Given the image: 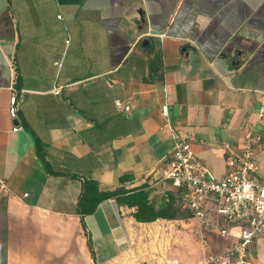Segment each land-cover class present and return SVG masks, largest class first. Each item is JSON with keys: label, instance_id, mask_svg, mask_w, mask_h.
Returning <instances> with one entry per match:
<instances>
[{"label": "crops", "instance_id": "obj_1", "mask_svg": "<svg viewBox=\"0 0 264 264\" xmlns=\"http://www.w3.org/2000/svg\"><path fill=\"white\" fill-rule=\"evenodd\" d=\"M261 109L264 0H0L8 264L93 263L76 213L86 180L103 192L143 190L168 215L139 223L135 208L101 203L85 217L97 264L148 240L162 264L184 262L168 246L185 225L179 192L163 179L170 154L190 142L220 179L226 146L240 149L253 129L264 160ZM256 164L264 181V161Z\"/></svg>", "mask_w": 264, "mask_h": 264}, {"label": "built area", "instance_id": "obj_2", "mask_svg": "<svg viewBox=\"0 0 264 264\" xmlns=\"http://www.w3.org/2000/svg\"><path fill=\"white\" fill-rule=\"evenodd\" d=\"M11 91L9 116L14 121L18 118L19 101L16 90ZM116 106L130 110L120 101ZM260 111L262 115L264 110ZM167 113V108H163V114ZM20 130V126L13 128V132ZM262 144L263 135L250 129L240 149L227 145L226 173L218 179L197 156L192 144L181 141L163 172V179L178 190L181 204L190 214L189 219L198 224L199 232L215 234L228 242L224 264H232V260L245 263L252 249L264 240V181L257 176L256 164ZM10 193L6 179L0 178V197Z\"/></svg>", "mask_w": 264, "mask_h": 264}, {"label": "rangeland", "instance_id": "obj_3", "mask_svg": "<svg viewBox=\"0 0 264 264\" xmlns=\"http://www.w3.org/2000/svg\"><path fill=\"white\" fill-rule=\"evenodd\" d=\"M263 156H261V153L257 156V162L262 163L264 160L262 159ZM264 174V172H262ZM5 203L0 199V227L2 228L3 225V211L2 208L4 207ZM184 212V222L185 225L184 228V234L183 236H180V240H177V238L173 237L170 240L169 251L174 253L172 255L173 257L180 256L181 260H184V262L181 261L180 264H191L190 262L196 260V262H193L192 264H224L226 262L225 259V251L223 250L224 241L222 238L215 234H211L208 232L201 231L198 233V224L192 220L189 219L187 216V212L185 209H183ZM180 241V248L177 249V244ZM182 241V242H181ZM208 241V242H207ZM158 243L154 244L157 246ZM164 244L162 243V246ZM264 243H262V249L256 250L257 245L255 248L252 249V252L250 256L245 260V263H238L236 260H232V264H264ZM152 246V245H151ZM150 246V247H151ZM149 247V240L142 243L137 242L134 243L133 251L121 258L117 259L115 261H111L107 264H149V257L151 254H153V257H151L152 263L155 264H162V260L157 257L159 254L155 246L153 247L152 251ZM159 247V246H158ZM161 254V249H160ZM184 255V259H182V256ZM84 264H86V260L84 259ZM247 262V263H246ZM89 264H93L91 261ZM101 264V263H98Z\"/></svg>", "mask_w": 264, "mask_h": 264}, {"label": "trees", "instance_id": "obj_4", "mask_svg": "<svg viewBox=\"0 0 264 264\" xmlns=\"http://www.w3.org/2000/svg\"><path fill=\"white\" fill-rule=\"evenodd\" d=\"M126 178L121 179V181ZM110 199L116 200L120 206H128L135 208L136 212L133 214L135 220L139 223L154 222L159 218H167L166 213L155 211L153 206L149 203L148 195L143 190L128 191L124 188L117 189L111 192H103L99 189L98 182L94 180H86L82 184L81 194L77 202L76 213L80 217V221L87 237V248L90 252L93 264H97L96 254L93 247V241L90 234L87 232L85 225V217L96 212L98 206ZM3 211V225L0 227V264H8V219L7 207L4 205ZM188 218L190 214L187 212ZM213 264V263H209Z\"/></svg>", "mask_w": 264, "mask_h": 264}]
</instances>
